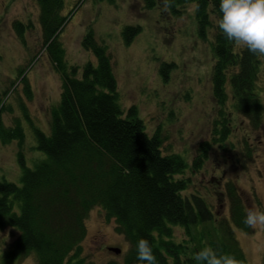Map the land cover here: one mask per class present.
Segmentation results:
<instances>
[{"label":"trees","instance_id":"1","mask_svg":"<svg viewBox=\"0 0 264 264\" xmlns=\"http://www.w3.org/2000/svg\"><path fill=\"white\" fill-rule=\"evenodd\" d=\"M141 1L146 10L159 6L164 10L163 0ZM218 2L172 0L167 11L180 17L194 4L201 37L213 31L209 41L215 58L212 132L214 141L223 144L231 141L237 117L246 119L253 130L264 122L259 89L264 57L227 40L214 23L220 15ZM83 3L78 0L66 12L65 0H37L44 51L60 75L62 90L59 103L52 108L49 133L35 125L22 104L35 131L33 148L42 154L33 167L26 161L23 123L16 119L13 125L6 124L3 112L8 106L1 104L0 96V140L19 142L22 167L21 183L0 179V230H18L2 263L16 264L34 255L36 264H97L86 262L82 243L88 234L87 218L98 206L116 221L117 231L130 243L126 264H139L136 244L141 237L150 241L157 264H200L193 257L205 246L249 264L236 231L252 234L254 229L243 222L247 206L236 182L229 180L219 195L228 199V215L216 210L206 194L190 187L191 175L199 172L196 165L208 157L211 142H201L198 156L191 161L186 154L167 150L160 128L150 134L137 106L124 108L112 52L106 42L97 39L94 29L86 33L82 45L92 51L95 60L84 65L69 62L61 35ZM33 26L32 20L14 22L26 46L27 31ZM142 29L139 24L126 25V44ZM38 55L19 71L29 98L33 89L24 74ZM174 67L176 62L162 61L165 80ZM240 149L253 156L246 137ZM178 230L183 231L181 238ZM106 264L120 263L111 260Z\"/></svg>","mask_w":264,"mask_h":264},{"label":"rangeland","instance_id":"2","mask_svg":"<svg viewBox=\"0 0 264 264\" xmlns=\"http://www.w3.org/2000/svg\"><path fill=\"white\" fill-rule=\"evenodd\" d=\"M65 2L68 12L78 0ZM17 20L25 23L32 20L34 24L27 31V46L15 30ZM129 24H139L143 29L132 43L126 44L123 29ZM91 28L97 39L110 47L124 108L136 105L150 134L160 128L167 150L186 154L191 161L198 156L201 142H211L208 157L198 163L200 167L196 165L199 172L191 175V190L199 189L216 210L228 215V199L219 198V195L227 182L234 180L247 209L255 205L264 210V122L258 130H253L247 120L239 116L231 141L223 144L214 141L212 70L215 58L209 44L213 31L209 30L206 38L201 37L195 5L189 4L186 12L177 17L160 6L146 10L141 0H116L115 3L84 0L61 35L70 63L84 65L88 60H95L92 51L82 45L83 37ZM42 42L37 0H0V96L1 104L8 106L3 119L9 125L16 119L23 123L27 137L24 152L30 167L42 154L33 148L35 131L25 117L22 104L35 125L49 133L52 108L59 103L62 90L60 75ZM38 53L34 65L24 74L28 75L33 89V96L29 98L19 71ZM163 60L176 62L166 80L161 73ZM259 84L264 102V63ZM243 136L253 147V156L241 151ZM19 150L17 140L9 144L0 140V179L7 177L21 183ZM87 228L88 234L82 243V256L86 262L106 264L115 260L126 264L130 243L117 231L116 221L109 219L101 207L91 210ZM236 234L249 264L253 252L256 264H263L264 232L254 230L247 234L237 230ZM17 235L18 230L14 227L0 230V264ZM183 235V231L178 230V237ZM109 248L122 251L117 254ZM16 264H36V258L30 255Z\"/></svg>","mask_w":264,"mask_h":264},{"label":"clouds","instance_id":"3","mask_svg":"<svg viewBox=\"0 0 264 264\" xmlns=\"http://www.w3.org/2000/svg\"><path fill=\"white\" fill-rule=\"evenodd\" d=\"M172 0H163L164 10L171 7ZM220 15L214 23L235 46L247 49L257 57H264V0H219ZM244 224L264 232V210L255 205L246 210ZM139 264H157L150 241L141 237L136 244ZM200 264H244L235 255L218 253L211 246L202 247L193 257ZM251 264H256L255 252Z\"/></svg>","mask_w":264,"mask_h":264},{"label":"water","instance_id":"4","mask_svg":"<svg viewBox=\"0 0 264 264\" xmlns=\"http://www.w3.org/2000/svg\"><path fill=\"white\" fill-rule=\"evenodd\" d=\"M110 250H112V251H114L115 253H117V254H120L121 253V249H119V248H109Z\"/></svg>","mask_w":264,"mask_h":264},{"label":"bare ground","instance_id":"5","mask_svg":"<svg viewBox=\"0 0 264 264\" xmlns=\"http://www.w3.org/2000/svg\"><path fill=\"white\" fill-rule=\"evenodd\" d=\"M261 237V236H260Z\"/></svg>","mask_w":264,"mask_h":264}]
</instances>
